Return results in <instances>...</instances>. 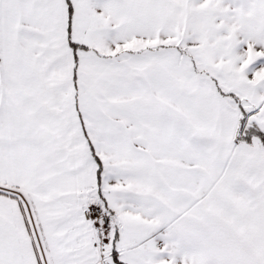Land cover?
Segmentation results:
<instances>
[{"label":"snow or ice","instance_id":"6c2138e0","mask_svg":"<svg viewBox=\"0 0 264 264\" xmlns=\"http://www.w3.org/2000/svg\"><path fill=\"white\" fill-rule=\"evenodd\" d=\"M0 264H264V0H0Z\"/></svg>","mask_w":264,"mask_h":264}]
</instances>
